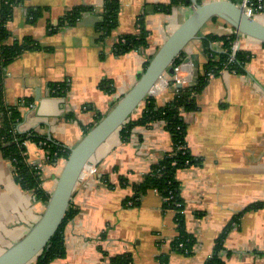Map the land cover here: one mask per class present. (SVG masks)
Returning a JSON list of instances; mask_svg holds the SVG:
<instances>
[{
    "label": "crops",
    "instance_id": "1",
    "mask_svg": "<svg viewBox=\"0 0 264 264\" xmlns=\"http://www.w3.org/2000/svg\"><path fill=\"white\" fill-rule=\"evenodd\" d=\"M108 1L113 0H23L14 9L7 25L12 41L31 38L37 45L11 61L3 77V101L20 109L22 133L37 132L66 149L77 146L97 117L107 115L137 84L147 63L193 11L191 2L116 0L117 27L105 36L99 26ZM211 1L221 0H201ZM80 7L90 10L76 25L58 27ZM255 18L264 23V0ZM143 30L145 49L118 52L123 37ZM230 34L249 53L245 72L225 69L210 78L196 96V110L184 114L187 146L200 161L176 174L192 248H173L180 236L179 212L165 211L159 192L150 190L139 204H127L134 187L173 152L171 134L163 122H154L135 127L127 137L116 132L90 160L73 194L78 212L65 227V255L50 264H111L120 256H129L132 264H161L163 257L166 264H206L225 232L219 253L225 264H264V44L212 20L183 52L180 75L195 85L206 73L207 49L225 52L222 42L206 46V38ZM174 76L166 73L150 93L158 105L177 95ZM26 156L50 196L66 160L50 162L32 141ZM257 204L258 209L246 210ZM45 208L20 187L0 152V255L26 235Z\"/></svg>",
    "mask_w": 264,
    "mask_h": 264
},
{
    "label": "trees",
    "instance_id": "2",
    "mask_svg": "<svg viewBox=\"0 0 264 264\" xmlns=\"http://www.w3.org/2000/svg\"><path fill=\"white\" fill-rule=\"evenodd\" d=\"M251 1L256 5L259 0ZM22 2L23 0H0V116L3 122L0 128V152L5 159L12 164L14 178L20 187L25 191L33 193L37 199L47 203L50 196L42 189L39 170L30 165L27 161L26 145L31 141L39 144L47 152L50 162H54L59 158H64L66 160L70 155V150L47 140L37 132L30 131L28 133H22L19 129L17 130L21 122L22 113L18 108L7 107L3 101V77L5 75V67L24 51L37 47L35 41L31 38H26L23 41H12L11 34L7 28V25L13 18L14 9L22 4ZM172 2L176 5L191 2V0H172ZM233 2L240 4L242 0H233ZM256 9L257 12H261L263 7L260 8L257 6ZM89 10L90 9L83 7L74 9L60 21L58 27L76 25L82 14ZM165 10L170 12V8ZM118 13V1L113 0L105 3L102 14L103 21L99 26L105 36L110 35L117 27ZM33 14L34 18L37 20L39 10L34 11ZM216 19L217 18H214L213 20ZM147 37L148 34L145 30L141 31L138 36L123 37L126 43H118L117 50L119 53L143 50L148 46ZM214 41L222 42L225 52L214 53L207 49L210 59L205 67L206 73L204 76H199L195 85H188L181 88L175 98L164 106L158 105L156 100L150 95L138 108L140 116H132L118 131L127 137L128 133L135 127L149 126L154 122H163L165 129L171 134L174 147L173 152L168 154L161 163L155 165L150 173L145 176L141 184L134 187L135 196L131 198L127 204H139L140 197L150 190L159 192L165 199L164 210H175L179 212L177 214V223L180 226V236L173 242V248L185 252H188L192 248L193 239L185 231V216L183 214L184 202L180 195V185L176 179V174L179 169L195 166L199 164L200 161L192 155L187 146V124L184 120V114L196 110V96L206 87L209 81L207 76L208 73L213 72L215 75H218L222 70L226 69L231 72L242 74L245 72L244 67L249 60V53L239 49L236 53L235 61L229 63L231 48L236 41V35H209L205 40L206 46ZM182 61L183 54L176 59L173 68ZM103 86L105 87V85ZM103 117V115L98 116L91 129L100 122ZM260 206L259 204L252 205L246 210H255ZM77 212V209L71 203L63 224L51 240L50 248L48 250L45 249L30 264H50L53 260L62 258L65 255V227L67 223L74 218ZM225 237L226 232L219 238L214 255L206 264H225L219 254L224 249L223 241ZM166 261L167 258L163 257L161 259V264H166ZM110 263L132 264V259L129 256L113 257Z\"/></svg>",
    "mask_w": 264,
    "mask_h": 264
},
{
    "label": "water",
    "instance_id": "3",
    "mask_svg": "<svg viewBox=\"0 0 264 264\" xmlns=\"http://www.w3.org/2000/svg\"><path fill=\"white\" fill-rule=\"evenodd\" d=\"M195 9L158 49L137 84L105 115L74 148L69 149L56 186L38 222L26 235L0 255V264H30L51 246L72 203L75 188L87 165L102 145L118 132L150 96L166 73H174L173 64L187 46L201 38L203 28L214 18L221 19L239 35L264 43V23L248 15L233 0L195 2Z\"/></svg>",
    "mask_w": 264,
    "mask_h": 264
},
{
    "label": "built area",
    "instance_id": "4",
    "mask_svg": "<svg viewBox=\"0 0 264 264\" xmlns=\"http://www.w3.org/2000/svg\"><path fill=\"white\" fill-rule=\"evenodd\" d=\"M193 1H197V2H201V0H193ZM192 8L195 9V4L192 3ZM238 5H241L245 12L252 16V17H255L256 13H257V6L262 8L263 7V0H259L258 3L255 5L254 3H252L251 0H242V2ZM239 35V34H238ZM119 43H126V40L125 39H121L119 41ZM240 49V44L238 41H235L234 44L232 45V48H231V56H230V59H229V63H233L235 61V58H236V53L237 51ZM174 73H175V76H174V87L176 89V92L177 94L179 93L180 89L185 87V86H188V81L184 78L181 77L180 73H181V66L180 64L177 65L176 67H174ZM208 78H213L215 76V74L213 72H210L207 74ZM180 87V88H179ZM32 106V105H31ZM18 130V128H17ZM49 160V157L47 158ZM180 206V205H179Z\"/></svg>",
    "mask_w": 264,
    "mask_h": 264
}]
</instances>
